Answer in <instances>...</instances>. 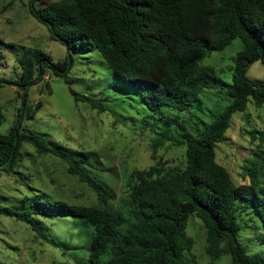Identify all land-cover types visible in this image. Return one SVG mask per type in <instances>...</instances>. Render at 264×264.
<instances>
[{"label": "trees", "instance_id": "16d2710c", "mask_svg": "<svg viewBox=\"0 0 264 264\" xmlns=\"http://www.w3.org/2000/svg\"><path fill=\"white\" fill-rule=\"evenodd\" d=\"M40 2L29 1L32 16L48 30L52 40L66 45L70 59L55 61L39 49L27 48L17 58L21 77H0V86L21 91L25 105L28 90L44 80L49 71L67 80L73 65L71 52L79 53L84 44H90L108 68L145 100L153 121L143 124L142 129L156 134L150 146L155 163L130 174L128 195L119 210L39 197L26 210L0 205V216L26 223L48 241L36 216L81 219L92 229L88 264H188L185 251L193 249L194 240L186 230L190 216L195 214L206 229L205 252L211 261L229 254L231 264H264V254H248L239 242L237 215V202L241 201L261 219L264 228V156L255 154L258 159L248 170L249 181L238 187L230 171L217 161L218 143L231 127L233 116L246 110L249 99L259 108L264 106V82L247 78L253 63L264 64V0ZM237 39L244 48L235 58L229 84L201 63L213 53L224 52ZM204 90H227L230 105L210 124L197 118L198 134L179 138L170 134V125L180 123V118L165 114L166 110L190 111ZM70 93L77 102L106 110L101 99L71 88ZM4 118L0 105V123ZM21 119L11 132L0 135V177L15 172L23 158L22 144L27 142L39 154L64 160L67 172L86 182L97 194L99 204L116 200L115 191L94 178L82 158L50 147L40 134L24 129ZM159 125H163L161 132L157 131ZM168 142L185 149L183 169L168 171L166 163L157 157Z\"/></svg>", "mask_w": 264, "mask_h": 264}, {"label": "rangeland", "instance_id": "374dc122", "mask_svg": "<svg viewBox=\"0 0 264 264\" xmlns=\"http://www.w3.org/2000/svg\"><path fill=\"white\" fill-rule=\"evenodd\" d=\"M29 1L0 0L2 78L16 80L21 77L17 58L27 48L39 49L55 61L70 59L66 45L52 40L48 30L32 16ZM52 1L58 0H41L40 3ZM243 48V42L237 39L224 52L207 57L201 65L213 68L215 74L230 84L235 58ZM71 55L73 65L67 80L49 71L44 80L28 90L25 105L21 91L13 86H0V105L5 116L0 123V135L11 132L22 118L23 128L40 134L50 147L82 158L91 175L115 191L116 200L108 205L99 204L95 191L67 172L64 160L39 154L30 143L24 142L21 147L23 158L15 172L3 173L0 177V205L3 207L26 210L42 197L116 211L127 198L126 183L130 174L155 163L150 146L156 134L142 129L143 124L152 123L153 115L139 92L124 84L108 68L94 46L84 44L81 52H71ZM247 78L263 83L264 64L260 61L253 63ZM70 88L103 100L106 110L101 112L88 103L77 102ZM230 103L227 90H204L190 111L166 110L165 114L180 118V123L170 125L169 132L178 138L183 134H198L197 118L210 124ZM39 105L41 107L38 108ZM19 109H22L21 116ZM162 130L163 125H159L157 131ZM256 153L264 156V106L259 108L253 99H249L246 110L233 116L231 127L218 143L217 161L230 171L234 186L238 187L249 181L248 170L258 159ZM157 157L166 163L168 171L185 167V149L171 142L160 149ZM261 190L264 192V170ZM237 215L241 226L239 242L248 254H264L261 219L241 201L237 202ZM35 218L43 225L50 241L38 237L26 223L0 216V262L88 264L92 229L84 221L71 216L43 215ZM186 232L194 240L193 249L185 251L188 264H231L229 254H224L216 262L207 256L206 229L195 214L190 216Z\"/></svg>", "mask_w": 264, "mask_h": 264}]
</instances>
